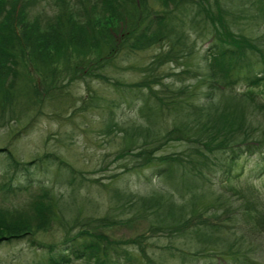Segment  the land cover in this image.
<instances>
[{
	"label": "trees",
	"instance_id": "1",
	"mask_svg": "<svg viewBox=\"0 0 264 264\" xmlns=\"http://www.w3.org/2000/svg\"><path fill=\"white\" fill-rule=\"evenodd\" d=\"M231 1L233 12L226 0H52L39 13L34 0H0V131L12 133L0 153L8 169L26 172L16 184L0 183V244L26 241L47 253L45 264H264V198L230 182L240 158L264 155V36L239 25L247 18L264 28V0ZM207 37L191 64L196 38ZM153 48L139 79L125 82L122 71L137 68L130 57ZM169 64L186 65L189 82L178 84L163 69ZM78 80L113 87V99L91 88L77 111L101 112L97 133L118 139L115 159L145 177L144 190L115 183L117 175L85 178L64 150L15 158L14 125L27 131L44 108L59 116L57 106H73L63 103ZM175 145L182 150L167 151ZM50 166L48 181L32 178ZM23 191L31 195L22 202L5 200ZM141 223L138 236L109 234ZM56 229L60 244L43 240ZM137 245L135 258L129 249ZM154 246L161 252H149Z\"/></svg>",
	"mask_w": 264,
	"mask_h": 264
},
{
	"label": "rangeland",
	"instance_id": "2",
	"mask_svg": "<svg viewBox=\"0 0 264 264\" xmlns=\"http://www.w3.org/2000/svg\"><path fill=\"white\" fill-rule=\"evenodd\" d=\"M34 12H43L49 10L52 6V0H34ZM238 5L237 1L226 0V6L228 10L232 11L236 10ZM244 8L249 9L250 3L245 2ZM49 12V11H48ZM47 12V13H48ZM49 14V13H48ZM240 29L243 32H248L249 28H252L257 32V36H264L262 33L264 32V28H256L252 25L247 18L239 19ZM194 38V37H193ZM191 38V40H193ZM210 38L206 39H198L196 38V52L194 58L191 59L190 63H195L198 59H200L202 54L205 51L206 46L209 44ZM264 41V37H263ZM159 51L158 48H153L144 52H139L132 57H130L131 63L137 65L135 69L124 70V78L125 82H135L139 79L140 76V68L142 65L147 64ZM186 65H176L169 64L165 65L163 69L165 72H175L179 76L177 77V83L179 84L180 78L184 77L185 79H181L185 83L189 82L190 76L188 74H182L181 71L185 69ZM89 87V89L87 88ZM91 88L97 89L99 96H103V98H116V94H111L113 87L110 84H106L102 86V89L97 81H91L90 84H86L83 81L78 80L74 83L68 91H70L69 98H67V102L63 103L64 105L73 104V106L69 107L67 110L61 108V106H57L55 112H60L59 116L51 115L50 110L44 108V115H41L37 118L31 126L28 127L27 131H21L20 127L14 125L16 128V132H19V137L16 142L12 145V148H16V152L14 153L15 158L19 161H30L33 157H38L43 155L44 153L49 152H61L64 150L65 159L71 164V166L77 171H82L83 176L85 178L95 177L101 179L103 182H108V179L111 175H117V178L114 179L115 183H118L121 186L128 185L131 190H144L145 186V177L139 173L131 174L127 173L125 169L122 167L123 163L120 160L115 159L116 148L118 139H115L113 142H110L111 137H106L104 135H100L97 133L96 123L94 121L99 120L98 113L100 114L97 108H91L90 110L82 111L79 113L77 108L83 105V102L80 97H87L89 94L88 90ZM108 91V92H107ZM71 96V97H70ZM70 99H73L70 101ZM62 104V105H63ZM117 103H114L113 109L118 111ZM124 113H128L132 115L130 110L127 107L123 106ZM71 114V115H70ZM80 128H77L76 126ZM82 128H84L82 130ZM64 131L73 132L69 136V139H63L62 133ZM0 134H4L7 137V140L0 141V148L3 149L6 146V143L12 139V133L9 131H0ZM17 135V136H18ZM11 146V145H10ZM10 146L7 149H10ZM182 148L180 146H171L168 147L167 151H180ZM6 152L0 153V183L4 181L11 180L12 183L16 184L19 181H23L26 177V172L20 170L13 171L12 169H8V165L4 161H2L1 156H4ZM264 155L261 156H245L240 158L238 164L233 165V172L235 173V177L230 180V182L236 186L244 187V186H253L262 194V198H264ZM8 170V174L5 177H1V173ZM62 172V171H61ZM147 171L144 170L143 173ZM32 174V173H31ZM54 176L53 166L50 167H41L39 171L32 174V178L41 179L44 181H48V178H52ZM225 177V176H224ZM55 185V184H54ZM61 187H57L59 189ZM63 189H60L62 191ZM32 193V192H31ZM22 195V196H21ZM30 193H20L13 200V194L9 193L6 195L5 200H12L14 202L19 198V202H22L26 197L30 196ZM105 195L100 197L102 201ZM3 195L0 192V203H6L2 201ZM135 229L132 227L131 229H127L125 227H116L109 231V234L115 236L118 239L126 240L128 238L138 236V234H142L146 232V227L143 223L140 225L135 224ZM43 240L46 242H50L56 244L61 239L62 233L56 229L52 231V234L48 233L46 235L41 236ZM149 242V241H147ZM150 242L154 243L155 246L163 247L167 242L164 239H151ZM145 242L142 241V244ZM60 244V243H59ZM62 246V245H60ZM137 245L135 249H129L130 253L134 255L135 258L138 257L137 253L139 252ZM148 248L149 252L155 250L157 253L161 252L159 248L156 247ZM63 247V246H62ZM142 247H144L142 245ZM136 251V252H135ZM48 261L47 253L42 249H37L34 247H30L26 241L20 242H10V243H2L0 244V264H45ZM219 261V260H218ZM218 261H215L216 264H219ZM180 261L170 260L168 264H181ZM220 263H224L220 261ZM188 264V263H182ZM199 264H204L203 262Z\"/></svg>",
	"mask_w": 264,
	"mask_h": 264
}]
</instances>
